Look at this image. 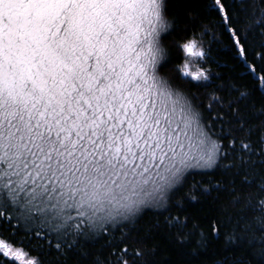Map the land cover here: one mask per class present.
Segmentation results:
<instances>
[{"label": "snow or ice", "instance_id": "obj_1", "mask_svg": "<svg viewBox=\"0 0 264 264\" xmlns=\"http://www.w3.org/2000/svg\"><path fill=\"white\" fill-rule=\"evenodd\" d=\"M260 3L205 5L236 85L213 74L207 27L172 60L169 10L188 0H0V264H161L149 212L180 264H264ZM217 246L231 256L209 261Z\"/></svg>", "mask_w": 264, "mask_h": 264}, {"label": "trees", "instance_id": "obj_2", "mask_svg": "<svg viewBox=\"0 0 264 264\" xmlns=\"http://www.w3.org/2000/svg\"><path fill=\"white\" fill-rule=\"evenodd\" d=\"M209 0H188V4L185 6H177L173 4L170 8V14L177 16L178 29L175 31V35L169 36L164 40V45L166 48L171 49V56L174 62H178L179 54L172 47L173 41L178 39L184 34V30H194L196 32V38L200 40L201 32L205 27L208 28V34L203 37V45L205 48L210 47L212 51V57L214 61L211 63V69L213 74L219 73L221 77H227L230 83L236 85H242L247 83L245 77L248 75L243 71L242 68L235 66L233 64V58L231 57L229 44L230 40L228 39V34L225 32L223 35L220 33L218 27H214L216 20L215 17L209 16L205 10V5ZM231 2V0H230ZM244 7L247 9V14L251 15L255 12L257 15L261 12V3L260 0H245ZM239 9L237 8V11ZM245 25H241L244 27ZM213 32L217 37L216 40H213ZM217 62L219 66L217 67ZM171 67V66H170ZM202 99L206 93L201 90L197 93ZM216 178H219L217 175ZM201 179L207 180V177H201L200 175L188 177V182L191 183L194 180L199 181ZM206 208L211 207L208 204L204 205ZM221 206L230 207V197L227 192H224L221 196L219 204L216 205V211L210 212L208 215L202 217L203 227H208V221L212 216L219 217V208ZM154 216L149 212L148 215H145L143 219L140 220L137 225L140 236L145 238L146 245L150 248L156 246L158 249L156 259L163 264L164 261H168L169 264H180L182 256L180 253L172 246V244L162 236H153L148 234L149 226L154 223ZM219 255H229L227 249L217 246L216 249L211 250L207 254L209 261L214 259ZM238 255V253H237Z\"/></svg>", "mask_w": 264, "mask_h": 264}, {"label": "rangeland", "instance_id": "obj_3", "mask_svg": "<svg viewBox=\"0 0 264 264\" xmlns=\"http://www.w3.org/2000/svg\"><path fill=\"white\" fill-rule=\"evenodd\" d=\"M190 62H191V66L193 68V70L195 69L196 67V59L195 58H189Z\"/></svg>", "mask_w": 264, "mask_h": 264}]
</instances>
